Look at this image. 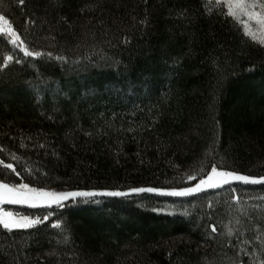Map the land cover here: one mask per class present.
I'll return each instance as SVG.
<instances>
[{
	"label": "trees",
	"instance_id": "obj_1",
	"mask_svg": "<svg viewBox=\"0 0 264 264\" xmlns=\"http://www.w3.org/2000/svg\"><path fill=\"white\" fill-rule=\"evenodd\" d=\"M0 15L19 36L0 21V181L129 193L4 204L41 222L0 226V264H261L264 184L131 192L213 166L264 177L263 38L226 0H0Z\"/></svg>",
	"mask_w": 264,
	"mask_h": 264
},
{
	"label": "snow or ice",
	"instance_id": "obj_2",
	"mask_svg": "<svg viewBox=\"0 0 264 264\" xmlns=\"http://www.w3.org/2000/svg\"><path fill=\"white\" fill-rule=\"evenodd\" d=\"M24 0H19V3L22 5ZM227 15L233 17L235 21H240L243 26L244 35L251 36L253 40H256L255 33L251 30L249 25L255 23L259 26L261 32H264V0H226ZM257 9L259 11H257ZM246 18V20H245ZM0 21H3L5 24H8V31L16 39L12 41L13 44L19 40V36L15 31L12 30L11 25L5 20L3 15H0ZM143 23V22H142ZM3 31V29H0ZM125 42H128L125 39ZM261 44H264V39L259 41ZM22 43V41H21ZM26 56H40L42 55L39 52L33 53L27 49H23ZM12 56H7L3 64L4 67L7 66V61L12 60ZM19 63V61H16ZM6 169H11L15 172L12 164H5ZM19 173H17L18 175ZM193 179L192 176L188 177ZM232 180L241 181L244 184H264V177L259 179L253 178L247 175H239L234 172H223L217 171L215 166L212 167L211 172L207 175L205 179H201L200 183L197 184L194 188H184L179 191H160L156 188H133L131 192L141 193V192H158L160 195L168 196H187L194 192H199L203 188H218L225 184H228ZM110 196V197H121L127 196L129 193L120 192V191H104V192H65V193H55L47 192L43 189L30 188L26 183L9 185L8 183L0 182V204H27L31 207H36L41 204L51 205L53 203L60 204L61 201L68 199L69 197H94V196ZM44 219H47L45 217ZM40 219H32L27 216L17 217L12 212L0 211V226L8 232H12L15 229H28L33 227L36 224H39ZM239 223V221H237ZM53 227H60L59 224L53 225ZM212 232H216V227L212 226ZM228 236L233 235L232 228H229L227 231ZM243 235V233H241ZM259 241V246L261 250H264V237L257 236L255 238ZM242 243L248 245L253 243L247 239L242 240ZM245 251L244 249H241ZM245 254L247 252L245 251ZM171 255V254H170ZM261 264H264V260L261 261Z\"/></svg>",
	"mask_w": 264,
	"mask_h": 264
},
{
	"label": "rangeland",
	"instance_id": "obj_3",
	"mask_svg": "<svg viewBox=\"0 0 264 264\" xmlns=\"http://www.w3.org/2000/svg\"><path fill=\"white\" fill-rule=\"evenodd\" d=\"M257 11H259V10L257 9ZM245 20H246V18H245ZM250 28H251V30L255 33L256 36H258V37L264 39V32H261V31H260L258 25H255V23L253 22V23L250 24ZM217 171L233 172V171H227V170L218 169V168H217ZM210 172H211V171H210ZM234 173H236V172H234ZM236 174L244 175V174H240V173H236ZM206 177H207V176H205V177H203V178H201V179H205ZM250 177L257 178V179L260 178V177H255V176H250ZM201 179H200V180H201ZM200 180H198L196 183L192 184L191 186L184 187V188H190V187H193V188H194L197 184L200 183ZM233 181H237V180H232V181H230L229 183H231V182H233ZM0 182H1V181H0ZM184 188H180V189H166V190H160V191H164V192L172 191V190L179 191V190L184 189ZM205 189H209V188L205 187V188H203L202 190H205ZM43 190H44V189H43ZM202 190H201V191H202ZM44 191H47V192H55V193H65L64 191H60V190H50V189H49V190H44ZM199 192H200V191H199ZM194 193H196V192H194ZM192 194H193V193H192ZM53 204H54V203H53ZM41 205H42V204H41ZM0 211H7V210H5V208H4V204H0ZM7 212H9V211H7ZM16 216H17V215H16ZM17 217H21V216H17Z\"/></svg>",
	"mask_w": 264,
	"mask_h": 264
}]
</instances>
